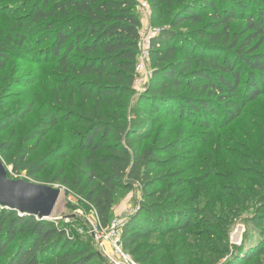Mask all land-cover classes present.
I'll use <instances>...</instances> for the list:
<instances>
[{
  "label": "trees",
  "instance_id": "1",
  "mask_svg": "<svg viewBox=\"0 0 264 264\" xmlns=\"http://www.w3.org/2000/svg\"><path fill=\"white\" fill-rule=\"evenodd\" d=\"M17 1L20 14L9 20V29L0 39V73L13 56L37 59L34 46H41L55 65L60 89L68 90V104L76 106L80 93L84 111L77 122L81 129L76 132L80 153L76 176L71 179L60 169L49 181L74 188L103 228L110 224L115 195L137 186L142 197L139 208L121 232L122 247L131 255L140 240L170 218L177 226L158 233L186 230L189 217L194 218L198 210L192 214L190 209H180L177 201H172V207L176 192L164 196L157 189L165 183L171 186L175 166L194 152L196 140L185 136L181 126L175 131L176 124L202 125L208 132L201 138L206 140L213 129L239 118L247 103L264 93V0H145L150 23L159 31L148 43L150 78L137 100L140 117L132 121L127 119L124 100L136 77L141 29L137 1ZM180 26L190 29L184 33L177 29ZM54 98L61 104L59 88ZM30 110L29 103L19 113L1 115L0 133ZM58 123L53 113L39 119L29 136L34 143L10 159L14 171L23 167L29 178L41 171L44 157L26 164L25 158ZM11 148V142L0 143L2 161ZM251 164L262 168L264 160ZM207 176L203 173L202 179ZM175 180L176 188L192 181ZM197 197L193 195L191 202ZM255 210L251 224L261 230L254 238L258 253L264 250V192ZM101 255L51 219L0 206L3 264H95Z\"/></svg>",
  "mask_w": 264,
  "mask_h": 264
},
{
  "label": "rangeland",
  "instance_id": "2",
  "mask_svg": "<svg viewBox=\"0 0 264 264\" xmlns=\"http://www.w3.org/2000/svg\"><path fill=\"white\" fill-rule=\"evenodd\" d=\"M136 1V11L141 20L140 36L143 40L153 26L146 1ZM18 5L17 0H0V39L9 29V20L20 14L17 12ZM177 29L185 33L190 28L180 26ZM35 37L36 35L33 36L34 39ZM34 48L38 51L37 59L33 56H13L7 68L0 73V104L3 106L0 116L11 111L19 113L31 104V110L23 118L14 121L0 133V143H12L10 151L4 152L6 159L3 163L9 178L59 188L61 192L51 220L57 225L65 226L71 238L98 253V242L93 231L97 219L93 210L74 188L49 181L60 169L71 179L76 176L80 154L76 149V132L81 129L77 122L84 116L80 93L79 98H76V106L69 105L68 90L64 92L60 89L61 81L55 65L46 59L43 50H40L41 46ZM150 73L148 60L144 69L136 73L132 90L124 100L127 119L130 121L140 117L136 104L145 83L149 81ZM57 88L61 104L54 98ZM91 103L89 101L88 106ZM50 113L56 115L59 123L49 130L25 158L26 164L44 157L46 165L34 177L29 178L23 167L14 171L10 159L34 143L29 136L39 119ZM144 121L145 126L148 119ZM179 126L184 129L185 136L196 140L194 152L187 160L175 166L176 176L170 179L172 185L161 184L157 189H162L164 196L169 191L176 192L177 197L170 202L172 207V201H177L180 209H190L192 214L195 209L198 212L194 214V218L189 217L190 222L183 232L178 229L165 235L157 232L159 229L177 226L173 218H170L167 224L157 227V230L152 229L149 237L137 243L134 255L129 250L127 253L139 264H264V250L255 252L254 238L261 230L251 224V220L256 217V200L264 192V166L257 168L251 164L264 160V93L248 102L239 118L227 126L213 129L206 140L201 138L206 136L202 133L208 132L202 125L194 127L186 122H178L175 131ZM168 127L165 126L162 137ZM156 129L157 126L153 134ZM205 172L208 176L204 180L202 175ZM177 177H188L192 181L176 188ZM195 194L198 195L197 200L191 202V197ZM141 198L137 186L119 191L112 205L110 223L114 219L125 222L134 215ZM259 207L260 204L256 209ZM118 238L121 241V237ZM106 253H109V244L95 264H109L103 256Z\"/></svg>",
  "mask_w": 264,
  "mask_h": 264
},
{
  "label": "water",
  "instance_id": "3",
  "mask_svg": "<svg viewBox=\"0 0 264 264\" xmlns=\"http://www.w3.org/2000/svg\"><path fill=\"white\" fill-rule=\"evenodd\" d=\"M60 192L59 188L48 184L9 178L0 158L1 207L36 216L38 219L50 220Z\"/></svg>",
  "mask_w": 264,
  "mask_h": 264
},
{
  "label": "built area",
  "instance_id": "4",
  "mask_svg": "<svg viewBox=\"0 0 264 264\" xmlns=\"http://www.w3.org/2000/svg\"><path fill=\"white\" fill-rule=\"evenodd\" d=\"M159 29L157 27H150L145 39H141L138 43L139 52L135 64V72L138 73L142 71L149 60L148 43L150 38L158 33ZM123 222H118L116 219L112 221L107 227L103 228L97 225L93 228L94 236H96L99 252L102 254L105 252V246L109 244V253L105 258L109 264H139L136 260L131 257L127 251L122 247L119 236L121 237ZM109 241V243H107Z\"/></svg>",
  "mask_w": 264,
  "mask_h": 264
}]
</instances>
